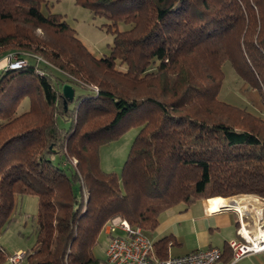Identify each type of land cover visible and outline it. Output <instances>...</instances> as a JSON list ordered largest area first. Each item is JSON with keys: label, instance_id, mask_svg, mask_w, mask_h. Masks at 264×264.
Here are the masks:
<instances>
[{"label": "trees", "instance_id": "16d2710c", "mask_svg": "<svg viewBox=\"0 0 264 264\" xmlns=\"http://www.w3.org/2000/svg\"><path fill=\"white\" fill-rule=\"evenodd\" d=\"M50 1L0 0V61L25 60L0 66V235L17 195L38 197L21 259L105 264L95 248L115 216L147 231L180 204L264 198V116L219 97L230 61L264 103V0H76L114 33L100 57L43 11ZM132 126L121 172L104 170L101 146ZM169 239L153 242L157 257ZM8 257L0 246V264Z\"/></svg>", "mask_w": 264, "mask_h": 264}, {"label": "rangeland", "instance_id": "374dc122", "mask_svg": "<svg viewBox=\"0 0 264 264\" xmlns=\"http://www.w3.org/2000/svg\"><path fill=\"white\" fill-rule=\"evenodd\" d=\"M42 9L45 13L63 14L66 21L75 28L78 36L96 56L100 57L110 53L114 33L108 29V20L105 16L95 15L90 9L77 3L76 0H51L48 5H43ZM128 26L120 22L117 27L125 29ZM7 58L8 55L5 60L0 61V66H7ZM223 68L225 77L219 91V97L235 105L246 106L256 113H264V103L260 92L241 78L230 61H226ZM82 91L85 92L86 90L77 89V93ZM28 107L29 101L25 99L21 103L20 111H24ZM137 132L138 128L132 126L117 139L101 146L100 162L104 170L121 172ZM16 200L12 221L0 235V246L6 249L10 263L28 264L26 259H21L24 254L18 257L16 261H11L10 258L19 252H25L35 244L38 197L34 194H20L17 195ZM178 206H183V204ZM149 232L147 230V236ZM108 241V235L103 231L101 241L95 248V253L104 261Z\"/></svg>", "mask_w": 264, "mask_h": 264}, {"label": "built area", "instance_id": "2783aa9c", "mask_svg": "<svg viewBox=\"0 0 264 264\" xmlns=\"http://www.w3.org/2000/svg\"><path fill=\"white\" fill-rule=\"evenodd\" d=\"M25 60L10 53L7 67L18 68ZM233 196L223 207L236 210L240 216L237 228L238 236L227 241L232 250L233 259L247 254L264 251V199L254 194ZM243 202L237 206L238 199ZM109 241L106 248L105 264H214L222 254L223 249L211 246L205 249H195L180 255H169L159 258L155 255L153 242L144 234L141 227H133L122 216L110 219L104 228ZM24 252L11 256L16 261Z\"/></svg>", "mask_w": 264, "mask_h": 264}, {"label": "crops", "instance_id": "0c3cea01", "mask_svg": "<svg viewBox=\"0 0 264 264\" xmlns=\"http://www.w3.org/2000/svg\"><path fill=\"white\" fill-rule=\"evenodd\" d=\"M260 114L264 116L263 112ZM232 197L225 198L230 200ZM177 206L161 214L159 225L153 230H148L151 238L147 236V231H144L152 242L170 236L169 255L218 246L223 249V254H226H222L214 264H264V251L233 259L227 241L238 236L240 216L236 210L223 206L219 207V210H211L209 198L196 200L186 206Z\"/></svg>", "mask_w": 264, "mask_h": 264}, {"label": "bare ground", "instance_id": "6f19581e", "mask_svg": "<svg viewBox=\"0 0 264 264\" xmlns=\"http://www.w3.org/2000/svg\"><path fill=\"white\" fill-rule=\"evenodd\" d=\"M239 196L244 197V195L242 194H240ZM227 199L223 196H214V197L209 198L211 210H219V207L225 205V202L227 201ZM237 199H238V202H237V206H238L243 202V199L240 200L239 197H237Z\"/></svg>", "mask_w": 264, "mask_h": 264}, {"label": "water", "instance_id": "95a60500", "mask_svg": "<svg viewBox=\"0 0 264 264\" xmlns=\"http://www.w3.org/2000/svg\"><path fill=\"white\" fill-rule=\"evenodd\" d=\"M63 92L66 96L70 97L71 99L74 96V89L71 84H64L63 85Z\"/></svg>", "mask_w": 264, "mask_h": 264}]
</instances>
